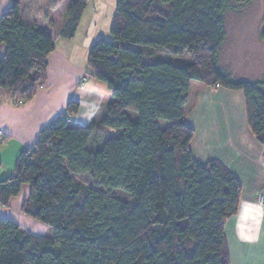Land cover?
Segmentation results:
<instances>
[{"label":"trees","instance_id":"obj_1","mask_svg":"<svg viewBox=\"0 0 264 264\" xmlns=\"http://www.w3.org/2000/svg\"><path fill=\"white\" fill-rule=\"evenodd\" d=\"M88 1H70L58 37L74 36ZM246 1H115L112 41L90 46L84 73L111 101L78 126L69 100L0 180V207L26 186L20 213L50 233L0 218V264H229L224 225L241 185L219 161H194L183 107L192 81L240 92L246 125L264 144V79H237L218 63L225 14ZM0 47V102L24 105L45 84L53 39L24 24L13 1L0 16Z\"/></svg>","mask_w":264,"mask_h":264},{"label":"crops","instance_id":"obj_2","mask_svg":"<svg viewBox=\"0 0 264 264\" xmlns=\"http://www.w3.org/2000/svg\"><path fill=\"white\" fill-rule=\"evenodd\" d=\"M13 1L19 3L20 20L45 29L54 49L47 57L45 84L29 102L21 106L0 102V180L13 175L20 153L32 147L39 130L63 113L69 100L79 103L77 114L70 118V123L78 126L103 117L111 101L102 86L85 77V62H77L71 52L65 53L57 45L63 38L55 31L71 0H0V16ZM93 16L98 17L95 8ZM190 90L187 99L193 95L192 106L184 122L194 132L189 146L192 158L201 165L219 161L241 185L237 212L224 225L229 264H264V211L256 204L257 196L264 192V144L257 143L246 125L240 92L202 84L193 88L190 84ZM27 193L23 186L8 207H0V218L10 219L32 234L48 235V228L20 213Z\"/></svg>","mask_w":264,"mask_h":264},{"label":"rangeland","instance_id":"obj_3","mask_svg":"<svg viewBox=\"0 0 264 264\" xmlns=\"http://www.w3.org/2000/svg\"><path fill=\"white\" fill-rule=\"evenodd\" d=\"M115 1L89 0L78 21L75 36L70 39H61L57 44L74 60L85 62L90 46L99 38L112 41L109 26L114 14ZM99 7L96 8V6ZM94 8L98 17L93 16ZM53 28V27H51ZM226 32L225 42L220 50L218 63L225 71L237 79L247 81H261L264 79V0H247L240 5H234L226 14L224 20ZM162 57L170 61L185 60L186 56L178 57L169 53H162ZM110 95L106 85L94 80ZM191 87L201 85L192 81ZM191 93V90H190ZM187 99L183 107L184 121H188V110L192 106V97ZM79 104V103H78ZM185 123V122H184ZM160 127L167 125L164 121L158 122ZM3 133V132H2ZM39 225L42 223L32 219ZM48 228V227H46ZM49 230V229H48ZM48 235L50 233L48 232Z\"/></svg>","mask_w":264,"mask_h":264},{"label":"built area","instance_id":"obj_4","mask_svg":"<svg viewBox=\"0 0 264 264\" xmlns=\"http://www.w3.org/2000/svg\"><path fill=\"white\" fill-rule=\"evenodd\" d=\"M3 143V133L0 130V145ZM256 204L264 211V192L259 194L256 198Z\"/></svg>","mask_w":264,"mask_h":264}]
</instances>
